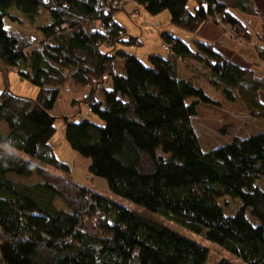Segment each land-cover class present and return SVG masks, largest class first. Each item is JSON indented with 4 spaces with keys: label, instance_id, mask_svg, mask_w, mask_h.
Masks as SVG:
<instances>
[{
    "label": "trees",
    "instance_id": "obj_1",
    "mask_svg": "<svg viewBox=\"0 0 264 264\" xmlns=\"http://www.w3.org/2000/svg\"><path fill=\"white\" fill-rule=\"evenodd\" d=\"M131 1L151 16L168 11L170 23L190 33L213 21L239 35L242 25L229 9L256 14L249 0H196L193 11L190 0ZM127 5L0 0V122L8 129L0 131V264H207L209 250L202 244L52 172H70L51 144L57 120L67 145L90 161L89 174L113 194L246 264H264V189L258 185L264 179V130L205 151L192 119L199 105H221L180 75L179 60L200 63L212 87L230 103L239 99L261 122L264 79L227 61L211 44L195 42L193 49L167 33L162 40L168 57L152 55L150 66L119 51V43H138L116 19ZM43 9L51 22L38 28L41 43L5 27L7 21L34 25ZM117 59L125 60L123 73L116 71ZM14 75L38 88L37 96L14 93ZM70 85L89 89L83 102L101 124L51 114ZM232 129L223 134L233 136ZM224 199L238 201L239 212L227 214Z\"/></svg>",
    "mask_w": 264,
    "mask_h": 264
},
{
    "label": "rangeland",
    "instance_id": "obj_2",
    "mask_svg": "<svg viewBox=\"0 0 264 264\" xmlns=\"http://www.w3.org/2000/svg\"><path fill=\"white\" fill-rule=\"evenodd\" d=\"M126 1L128 2L126 10L120 12L117 15V21L127 31L129 38L132 37L136 41L139 37L142 41V45L140 46L139 43L133 45L119 43L117 49L119 51H125L128 54L133 55L134 57H136V54V58H138L141 62L143 61L142 63L147 66H150V63L148 62V60H146V57L149 58L150 55H159L165 58L168 57L169 52H167L166 48L163 45L164 43L162 40V36L164 33L174 36L172 33L167 32L169 27H176L170 23V13L166 11L158 16H151L142 7L133 3L131 0ZM194 2V0H191L189 6L193 7ZM11 12L12 14L18 15L23 19V16L17 13L16 10H12ZM50 22L51 20L48 12L43 9L40 13V16L36 19V24L30 25L27 21H24L22 26L12 24V28H14V30H18L17 32L20 33L24 38L30 39V42L37 44L41 43L38 28L46 26ZM187 43L189 44V42ZM183 64L184 65L180 66L181 76H191V71L188 70L187 65L193 68L194 61L187 59ZM198 72H204L202 67H199ZM198 86L204 89L207 93H211L214 99L219 98L220 95L217 96V92L209 90V86L202 87L200 84H198ZM3 87V80L0 77V89H2ZM10 88L14 93L28 97H35L38 94V88L31 85L29 82L21 81L18 77H16V75L11 76ZM88 94L89 89L87 88H73V86L70 85L66 90V88L64 87L61 91V95L56 104V107L51 112V114L55 117L70 115L73 120L77 122L86 119L101 124L99 119L89 111L87 104L83 102V99ZM75 99L81 103L75 104ZM247 116L248 115L246 111L244 110L240 100L238 99L237 102L232 104L224 102V106L218 108L213 106H202L199 115L194 117L192 120L201 142V146L205 151H208L232 143L233 140H231V138L233 137L234 139L239 140L246 139L250 137L251 132L260 129L259 127L256 129L254 125H251L250 120ZM247 121L249 122V126H247ZM55 126L56 134L54 135L51 144L53 146V149L56 151L60 161H64L65 163L70 165V172L64 173L53 170V168L49 169L52 170V172H54L55 174L62 175L69 181L83 184L84 186L88 187L89 190L91 189L94 192H99V194L103 193L107 186L106 182L103 179L93 178L88 172L89 161L77 155L67 145L65 141V128L62 121L57 120ZM231 127L233 128V136L224 135L223 129L229 128L230 130ZM0 131H5V133L8 132L6 124L0 122ZM10 151L17 153V151H15L14 149H10ZM22 156L29 159V157L26 155ZM86 160L88 164L86 163ZM258 185L264 189V179L258 181ZM105 195H110L113 201L121 204L127 209L132 210L159 225L168 227L207 247L209 250V258L207 264H216L221 259H227L234 264H246L241 258L228 252L221 246L208 241L200 235L188 231L187 229L175 224L173 221L158 213L150 212L127 199L113 194L109 190ZM220 203L226 208V213L230 215H235L241 209V204L238 201L224 199L221 200ZM60 206L64 207L62 204H60ZM247 217L253 223H256L249 216V213H247Z\"/></svg>",
    "mask_w": 264,
    "mask_h": 264
},
{
    "label": "crops",
    "instance_id": "obj_3",
    "mask_svg": "<svg viewBox=\"0 0 264 264\" xmlns=\"http://www.w3.org/2000/svg\"><path fill=\"white\" fill-rule=\"evenodd\" d=\"M194 1L195 2L193 4V7L189 6V9L191 11H193L197 7V2L196 0ZM249 1L251 3V7H253V12H256V14H246L242 10L234 6L233 8L231 7L229 9V12H231L233 16H235L238 19V21H240L243 28V30L241 31L242 34L239 35L233 34V32H231L225 26L217 25L213 21H209L204 25H202L196 33H189L183 29L173 26H171L172 28L169 27L167 32L172 33L175 37L179 38L180 40L186 43L189 42V44L188 43L187 44L193 49H195L193 45V43L195 42L211 44L212 46H214L216 52H218V54L227 61L235 63L236 65L240 66L242 69L250 70L258 77L264 79V0H249ZM190 2L191 0L189 1V3ZM12 24L13 23L7 21L5 27L8 30H11L14 33L18 34L19 36L23 37L20 33L17 32L18 30H14V28H12ZM137 41L141 46L142 41L140 40L139 37L137 38ZM135 56L137 57L136 54ZM149 58L146 57V60H148V62H149ZM189 60L194 61V67L191 68L189 65L186 64L188 70L191 71L190 74L191 76L188 75L185 78L193 80L196 85L200 84L202 87L209 86L210 87L209 90L217 92L218 93L217 96L219 95L220 96L219 98L214 99L211 93H207L203 89L214 101L219 102L221 106H224V102L228 104H232L229 101H227V99L224 97L222 92H220L219 90L215 89L210 85L208 81L209 72L205 70V68L196 60L194 59H189ZM183 63H185V61L179 60V68L181 65H184ZM124 64H125V60L117 59L115 61L116 71L123 73ZM199 67H202L204 72H198ZM261 101L264 103V93L261 94ZM202 106L205 105L198 106V115ZM247 117L249 118L251 125H254L256 129L258 127L260 128L254 132H251L250 136L255 135L260 131L264 130V122L254 120L249 116ZM247 126H249L248 121H247ZM231 140L234 141L236 139H234L233 137L231 138ZM86 163L88 164L87 160ZM89 165H90V161L88 166ZM108 190H109L108 186H106L105 191L100 194L106 196L105 194ZM106 197L111 198L110 195H107Z\"/></svg>",
    "mask_w": 264,
    "mask_h": 264
}]
</instances>
